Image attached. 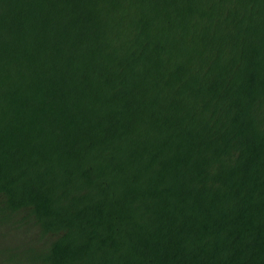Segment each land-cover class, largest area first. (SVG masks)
<instances>
[{
	"label": "trees",
	"instance_id": "16d2710c",
	"mask_svg": "<svg viewBox=\"0 0 264 264\" xmlns=\"http://www.w3.org/2000/svg\"><path fill=\"white\" fill-rule=\"evenodd\" d=\"M0 264H264V0H0Z\"/></svg>",
	"mask_w": 264,
	"mask_h": 264
}]
</instances>
